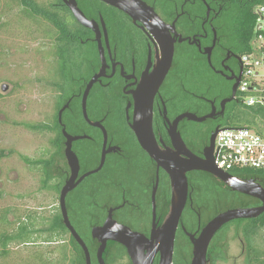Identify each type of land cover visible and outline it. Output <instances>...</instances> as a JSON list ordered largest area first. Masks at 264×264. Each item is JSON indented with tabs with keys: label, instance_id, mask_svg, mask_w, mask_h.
I'll list each match as a JSON object with an SVG mask.
<instances>
[{
	"label": "flooded vegetation",
	"instance_id": "1",
	"mask_svg": "<svg viewBox=\"0 0 264 264\" xmlns=\"http://www.w3.org/2000/svg\"><path fill=\"white\" fill-rule=\"evenodd\" d=\"M76 1L86 18L94 22V27H87L76 19L78 24L75 25L72 42L77 46L82 68L73 90L65 93L57 88L50 89L56 94L58 101H61L57 109V123L55 120L54 126L46 124V131L52 135L46 162L49 167H57V173H66L64 178L56 176L52 179L55 180L54 184L64 179L59 192V203L61 190L72 172L65 153L66 129L69 134L82 137L73 142V150L80 161L79 177L97 169L103 151H106L102 169L87 176L67 196L68 205V197L72 192L87 178L97 177L92 183L91 195L75 199L72 215L70 206L68 208L72 225L89 249L91 264H162L163 250L167 243L165 238L162 239V230L173 210L175 194L171 176L160 162L167 164L173 158H188V151L202 158L205 156L210 137L218 127L219 119L226 115L229 104L239 107L242 103L239 94L244 74L241 50L233 41L217 39L212 53V65L208 62L209 68L218 77L211 100L193 94L189 88L184 87L180 73V76H175L173 72V61L153 99V144L159 154H162L160 161V158L151 156L142 146L134 130L137 115L140 122L143 95H149L146 91L145 94L142 93V86L151 79L161 57L159 38L141 20H135L128 13L103 0ZM90 1L91 5H87ZM142 1L152 7L167 24L175 23L178 34L186 39L178 42L180 37L175 36L172 31L173 37L177 39L175 54L178 47L191 45L207 57L204 49L213 45V30L217 29L215 22L224 10L222 0H215L213 4L210 0ZM196 14L200 18H195ZM190 38H196V42L191 44ZM95 76L98 78L86 101L87 118L84 114L83 97ZM227 99L231 100L226 102L222 111L221 102ZM191 101L192 104L196 102L198 110L205 108L202 101L210 104L203 115L212 112L214 103L216 115L206 120H210L211 125H199L198 129L193 126L200 122L187 118L178 122L177 130L187 146L184 148L174 135L175 121L186 112L196 113L188 105H184ZM61 110L62 124L59 121ZM146 130L150 135L149 126ZM75 144L78 148H75ZM94 148L100 149L97 157L93 155ZM90 162H93L92 166L85 168L84 165L88 166ZM230 174L241 178L239 174ZM186 175L188 197L176 230L172 264H193L195 240L215 216L225 211L222 210L221 197H209V192L219 194L222 189H231L232 195L236 192L208 171L189 170ZM111 217L126 231L117 235L120 240L109 239L100 256L101 240L94 229L103 227ZM62 221L65 230L63 239L57 245L66 249L67 253L66 256L59 253L57 260L65 264H78V261L88 264L84 247L65 224L63 215ZM215 236L208 248L207 263L239 264L237 257L231 256L230 248L227 261L217 260L213 263L211 245Z\"/></svg>",
	"mask_w": 264,
	"mask_h": 264
},
{
	"label": "rangeland",
	"instance_id": "2",
	"mask_svg": "<svg viewBox=\"0 0 264 264\" xmlns=\"http://www.w3.org/2000/svg\"><path fill=\"white\" fill-rule=\"evenodd\" d=\"M39 1L46 3V0ZM12 13L0 21V228L4 213L8 211L6 216L10 230L17 232L21 225L26 224L34 232L25 241L11 242L9 253L0 256V264H46L47 261L58 259V252L49 254V250L57 249L58 241L63 239V235L52 236L43 230L55 215L62 214L58 191L44 186L46 174L43 164L52 138L46 131V124L54 126L55 120L57 123V109L61 105L56 94L50 91L51 88L55 89L53 79L59 77L60 71L56 56L52 55L53 48L46 46V43L54 44V41H47L43 35L41 19L25 18L20 23L15 16L19 10L16 8ZM4 20L9 22V27L2 26L6 22ZM259 20L264 24L261 17ZM228 40L222 35L221 41ZM195 58L205 66L204 58L197 49L191 45L178 47L173 66L175 76L184 74L188 60ZM187 76L186 84L193 94H205L210 100L213 98V85L218 77L212 71L206 69L204 82L211 85L207 88L196 86L194 77ZM199 79L201 81L202 78ZM192 101L184 105L199 115L205 114L210 106L207 101H202L205 108L198 110L196 102L192 104ZM242 114L243 111L238 110V116L230 124L242 125ZM211 123L209 120L194 124L193 127L198 129L199 125ZM99 152L100 149H93L95 157ZM92 163L84 165L85 168L91 167ZM96 178H87L69 195L71 215L75 199L88 198ZM54 183L55 180H51L49 186L53 187ZM209 193V197L219 195L223 206L234 196L224 189L219 194L213 191ZM235 224L233 221L227 223L217 235L229 236L231 256L237 257L239 264H245L242 242L234 236Z\"/></svg>",
	"mask_w": 264,
	"mask_h": 264
},
{
	"label": "trees",
	"instance_id": "3",
	"mask_svg": "<svg viewBox=\"0 0 264 264\" xmlns=\"http://www.w3.org/2000/svg\"><path fill=\"white\" fill-rule=\"evenodd\" d=\"M214 2L215 0H210L211 4ZM222 2H224V10L215 22L218 38L221 40L223 35L229 39L228 41L235 42L236 45L239 46L242 55L252 53L254 51L255 41L258 37L256 25L260 17L257 9L264 5V0H222ZM91 3L90 1L87 5H91ZM16 8L19 10V13L15 14L17 17L16 21L18 20L21 23L22 20H26L25 18L41 19L40 24L44 28L43 35L46 37L47 41H54V44L49 42L46 43V46L53 48L52 55L56 56V61L59 64L60 75L58 78L53 79L52 85L54 88L62 90L65 93L73 90L79 80L82 64L79 60L77 46L72 42L75 25L78 24V21L70 8L63 0H46V3L39 0H0V21H3V18L10 15ZM195 18H200V16L196 14ZM2 26L4 28L5 26L9 27V22L6 21ZM197 52L203 56L205 66L203 67L201 61L196 58L188 60L184 74L180 73L181 79L185 83V88H188L186 84L188 80L187 75H190V77L192 75L194 77L196 86L201 85L206 88L211 86H208L207 83L204 82L206 69L211 71L207 57L198 50ZM199 77L202 78L201 81ZM215 85L216 83H214L213 88ZM197 95L205 96V94L200 93ZM240 107L242 108L240 109ZM238 110L243 111L241 116L243 124L240 126H233L230 123L238 116ZM262 117H264V107L245 106L242 103L238 107L229 104L226 115L219 119L217 125L220 128L247 127L262 133L264 132ZM52 128L53 127H51V129ZM207 142H209L208 139ZM43 164L46 174L44 186H46V188L56 189L59 193L64 179L54 184L53 187L49 186V182L56 176L64 178L66 173L63 171H58L57 173V167H49L46 161H43ZM230 172L239 174L243 180L254 179L264 187V169L245 167L236 168ZM228 190L232 192L231 189ZM260 205L261 202L259 199L240 192H234L233 198L227 200V204L223 206L222 210L226 211L231 208L255 207ZM67 206L69 208V204ZM7 214L8 211H5L1 222L2 227L0 228V256H5L9 253L8 247L11 242L26 240L31 232H34L30 230L26 224L21 225L17 232L10 230ZM233 222L236 223L234 236L243 242L245 264H264V213L256 218L238 219ZM222 228L220 230H222ZM43 230H46V232L50 233L52 236L63 235L65 227L62 221V214L58 213V215H55L50 224ZM48 241L51 242V240ZM73 242L77 245L74 239ZM211 246L213 263L217 260L227 261L229 259V236L216 235ZM52 251H57L58 254L63 253L65 256L67 253L66 249L59 247L55 250H49V254ZM46 264H65V262H60L56 259L54 262L51 260L47 261ZM78 264L82 263L78 261Z\"/></svg>",
	"mask_w": 264,
	"mask_h": 264
},
{
	"label": "water",
	"instance_id": "4",
	"mask_svg": "<svg viewBox=\"0 0 264 264\" xmlns=\"http://www.w3.org/2000/svg\"><path fill=\"white\" fill-rule=\"evenodd\" d=\"M66 5L70 8L76 19L82 23L83 25L93 28L94 22L90 21L86 18L83 11L79 8L76 0H63ZM121 10L128 13L135 20H141L149 29H151L155 35L160 40L161 47V57L158 63V67L155 72L151 76L149 82H145L142 86V93L145 94L148 92L147 97L143 95V103L141 107V115L139 114L140 122H138V115L136 116V124H134V130L136 131L139 141L142 146L150 153L151 156L156 159L160 158L162 160V154H159V151L154 146L155 138L153 136L152 130V112H153V99L155 93L158 91L162 83L164 82L166 76L168 75L174 61L175 57V44L177 39L173 37L172 31H174L175 36L180 37L178 42H183L186 40L180 34H178L176 30V24H167L157 13L156 11L150 7L147 3L142 0H103ZM214 42L213 45L204 49V53L207 55V59L210 65H212V53L213 49L216 45V41L218 39L217 30L214 29ZM190 43L193 44L196 42V38H190ZM200 46V44H199ZM201 47V46H200ZM98 76H95L87 86V89L84 93V114L88 118L87 109H86V101L91 87L94 82L97 80ZM146 91V92H145ZM231 99L223 100L221 102L222 111L225 109V105L227 101ZM146 103V104H145ZM213 105L212 112L203 116H199L193 112H186L180 115L175 121V134L180 146L184 148L186 146L185 141L183 140L180 132H178V122L184 118L195 122H204L209 118H214L216 115V107ZM62 113L63 110L60 111L59 121L62 124ZM149 126V130L151 131L150 135L147 133L146 127ZM220 127H217L211 137L210 144L205 148V156L199 157L188 151V158H173L169 161V163L160 162V164L168 171L173 181L174 187V204L173 210L171 212L170 217L166 221L162 230V239H166V248L163 250V260L162 264H172L173 258V246L176 235V230L178 224L180 222V218L182 216L183 209L186 204V200L188 197V178L186 172L189 170H205L208 171L215 176L219 177L222 181H224L230 188L240 193L246 194L248 196L255 197L262 202V205L255 207H238L231 208L226 211L221 212L217 216H215L203 229L199 238H197L194 242V259L193 264H208L207 263V252L209 245L214 238L215 234L227 223L237 220V219H252L260 216L264 213V187L254 179L243 180L237 176L230 174V172L224 171L217 167L214 162V147H215V139L217 133L219 132ZM64 134L67 137L66 143V157L68 159V163L71 167V176L67 180L66 184L63 186L60 194V207L61 212L65 221V224L72 231L75 238L78 242L84 247L87 263L91 264L90 252L89 249L82 239V237L78 234L76 229L71 223L69 217V211L67 206V196L68 194L75 189L87 176L90 174L96 173L102 169L106 160V151H103L102 159L99 167L95 170H92L88 173H85L81 177H79L80 172V161L77 154L73 150V142L79 138L78 136H73L69 134L66 129H64ZM104 136L105 141H107V132L104 128ZM153 141V142H152ZM178 146V145H177ZM126 231L123 227L117 225V223L111 218L107 221V223L100 228H95L94 233L97 234L101 240V246L99 250V254L101 256L107 241L109 239H118L120 240V232ZM118 235V236H117Z\"/></svg>",
	"mask_w": 264,
	"mask_h": 264
},
{
	"label": "built area",
	"instance_id": "5",
	"mask_svg": "<svg viewBox=\"0 0 264 264\" xmlns=\"http://www.w3.org/2000/svg\"><path fill=\"white\" fill-rule=\"evenodd\" d=\"M257 12L264 21V5ZM256 31L254 51L242 55L244 74L239 94L243 105L264 107V24L260 20ZM262 126L264 129V117ZM213 156L217 167L227 172L245 167L264 169V132L247 127L220 128Z\"/></svg>",
	"mask_w": 264,
	"mask_h": 264
}]
</instances>
